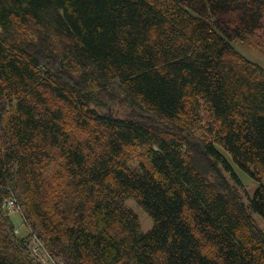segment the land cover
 I'll return each instance as SVG.
<instances>
[{"label": "trees", "instance_id": "1", "mask_svg": "<svg viewBox=\"0 0 264 264\" xmlns=\"http://www.w3.org/2000/svg\"><path fill=\"white\" fill-rule=\"evenodd\" d=\"M262 26L264 0H0V264H43L33 235L64 264H264L234 167L262 181L264 67L235 45Z\"/></svg>", "mask_w": 264, "mask_h": 264}, {"label": "rangeland", "instance_id": "2", "mask_svg": "<svg viewBox=\"0 0 264 264\" xmlns=\"http://www.w3.org/2000/svg\"><path fill=\"white\" fill-rule=\"evenodd\" d=\"M235 45L241 50L247 57L258 62L264 67V26L257 29L254 34L249 35L245 40H238ZM194 125L197 133L207 134L211 138L214 137L215 132L219 129V124L214 120V117L206 107L201 103L197 112L195 113ZM129 164L133 167H137L139 164L138 157H134L129 161ZM235 170L245 185L250 194H253L258 188L260 183L264 184V173L262 174V181L259 182L252 177L248 172L244 171L238 165L234 163ZM9 203V204H8ZM2 204V211L5 215H8L15 225V231L19 236H26L30 232V225L23 216V212L20 210L21 205L19 201L15 204H11L9 201ZM127 207L132 208L138 213L140 218L141 229L143 231L149 230L154 221L150 215L138 205L135 199L128 198L125 201ZM20 208H19V207ZM258 224L264 227V218L258 214H255ZM29 237V236H28ZM28 251L32 258L40 260L43 264H64L61 260L55 258L46 247L45 243L38 239L35 235L30 237L28 244ZM55 258V259H54Z\"/></svg>", "mask_w": 264, "mask_h": 264}, {"label": "built area", "instance_id": "3", "mask_svg": "<svg viewBox=\"0 0 264 264\" xmlns=\"http://www.w3.org/2000/svg\"><path fill=\"white\" fill-rule=\"evenodd\" d=\"M9 201H10V202H11V204H13V205H14V204H15V202H16V200H15V199H13V198H9V199L7 200V203H8ZM8 204H9V203H8ZM18 207H19V206H18ZM19 208H20V207H19Z\"/></svg>", "mask_w": 264, "mask_h": 264}]
</instances>
